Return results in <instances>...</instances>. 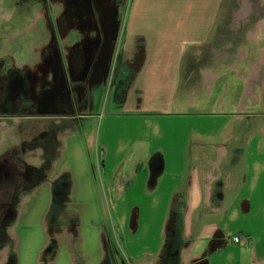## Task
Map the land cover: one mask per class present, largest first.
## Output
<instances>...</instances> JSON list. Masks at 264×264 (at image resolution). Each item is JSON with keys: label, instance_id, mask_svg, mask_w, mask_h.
Returning <instances> with one entry per match:
<instances>
[{"label": "crops", "instance_id": "1", "mask_svg": "<svg viewBox=\"0 0 264 264\" xmlns=\"http://www.w3.org/2000/svg\"><path fill=\"white\" fill-rule=\"evenodd\" d=\"M225 1L125 0L117 16L71 20L79 43L68 31L62 46L37 18L4 41L21 78L46 71L57 82L61 59L81 73L107 72L109 95L103 86L76 98L84 111L71 113L64 132L82 137L88 178L95 158L107 201L101 221L117 226L130 264H264V16H223ZM76 47L84 64H75ZM138 164L114 198L116 176L127 181ZM101 221L53 230L57 253L70 245L65 264H115ZM40 226L14 229L17 242L40 238L33 264L47 244ZM18 249L14 264L23 262Z\"/></svg>", "mask_w": 264, "mask_h": 264}, {"label": "rangeland", "instance_id": "2", "mask_svg": "<svg viewBox=\"0 0 264 264\" xmlns=\"http://www.w3.org/2000/svg\"><path fill=\"white\" fill-rule=\"evenodd\" d=\"M103 1L110 3L114 1L115 5L111 7L116 8L114 10L98 8ZM119 2L124 3L125 0H0V106H3L0 114L4 115L3 120H0V128L4 130V124L11 127L6 137L3 136L2 144L8 148L9 153H20L27 148L40 155L38 164L29 162L21 166L22 169L31 168L32 175L28 181L21 183L20 201L17 204L15 202L19 208L18 216L16 214L8 220L0 216V264L15 263L18 244V255L22 257V264H33L36 259L35 249L40 238L24 236L17 242L14 229L22 231L24 227L32 225L35 231L41 230V222L43 227L48 228L45 240L47 244L38 254L37 264H49V260L54 257L55 261L52 264H65L66 256L71 257L72 254L70 245L64 244L57 253L59 246L58 241L53 237V230L67 228L85 231L95 225L99 226L107 201L102 200L100 171L95 158L94 162L89 161L91 168L89 178L82 173L85 170L83 168L82 171L80 160L82 137L77 134L79 132H74L73 128L71 132H64L60 126L61 124L64 126L63 119L59 116L55 119L57 130L53 126V119L30 116L79 114L84 111V107L73 104L76 98H83L85 102L91 92L95 95L98 87L102 89L103 86L104 91L106 90L104 95L107 97L111 88L107 72L90 75L78 72L79 68L67 69L64 65L68 63L62 62V59L61 63L58 60V64L61 65L55 74L57 82H54L52 75L47 74L46 71L42 79H39L38 74H28L21 78L14 68L12 58L4 53L6 49L4 41L7 36L20 31L37 18L52 26L58 34V41H62V46L65 43L64 40L71 42L69 37L65 38L68 31L76 32V42L79 43L82 39L80 26L75 24L70 27L67 24L79 18L97 19V17L117 16L119 12L116 3ZM123 6L125 5H121V8ZM222 15L244 18L263 17L264 0H226ZM237 39L240 38L237 37ZM212 45L216 47L215 44ZM201 50L209 53L212 46L207 45ZM79 53L80 47H76L73 50L75 64L77 61L78 64H84L88 57L84 59L83 56L78 55ZM77 55L78 57L75 58ZM196 65H198L197 61ZM89 76L91 81L87 84ZM121 81L120 87L123 84L122 79ZM70 100H72V106ZM61 101L64 102L62 106ZM18 117H20L19 121H17ZM79 123L81 120H78ZM30 124L33 125L29 127ZM58 133H66V135L61 137ZM9 153L2 154L0 159L2 156H9ZM131 171L126 172L127 175ZM125 180V178L121 181L118 179L113 183L114 198L124 190ZM27 219L31 223L26 222ZM101 222L108 255L113 257L115 264H130L120 248V234L117 226ZM15 224L17 228H13ZM179 235L178 242L181 243V234Z\"/></svg>", "mask_w": 264, "mask_h": 264}, {"label": "flooded vegetation", "instance_id": "3", "mask_svg": "<svg viewBox=\"0 0 264 264\" xmlns=\"http://www.w3.org/2000/svg\"><path fill=\"white\" fill-rule=\"evenodd\" d=\"M3 79V77H2ZM63 105V101H61ZM70 104L72 106V100H70ZM0 109H3V106H0ZM67 111V110H65ZM62 112V111H61ZM68 112V111H67ZM2 114H0V120H3ZM60 117V119H63L62 122L64 123V126L61 124L60 126L64 130V127L66 126L65 122L67 119H70L71 113H60L58 115H46V116H30V117H37L39 119H53V126L56 128V118ZM6 119H8V116L6 115ZM19 121L20 117L17 118ZM16 121V122H17ZM61 122V123H62ZM33 125V124H32ZM31 124L29 125L32 126ZM4 130L0 128V156L5 153H9L8 148H5L2 144L3 136L6 137V133L10 132V128L4 124ZM57 130V128H56ZM38 148V147H37ZM29 151L27 148L18 153V152H10L9 156H2L0 159V216H3L4 220L10 219L13 216L17 214L18 216V207L16 206L17 202L20 201L19 199V191L21 190V186L23 182L26 180L28 181L31 178L32 172L31 168L25 167L24 169L21 168L22 165L29 163L30 159H26L27 156H29ZM32 152V151H31ZM25 155V156H23ZM38 153H35V157H37ZM23 156V157H22ZM39 159V157H38ZM38 164V163H37ZM28 173L27 176L25 174ZM20 183V186H19ZM16 202V204H15ZM17 224V222H16ZM16 224L13 228H17Z\"/></svg>", "mask_w": 264, "mask_h": 264}, {"label": "trees", "instance_id": "4", "mask_svg": "<svg viewBox=\"0 0 264 264\" xmlns=\"http://www.w3.org/2000/svg\"><path fill=\"white\" fill-rule=\"evenodd\" d=\"M141 168H142V166L140 165V164H138L137 166H136V169H135V173H134V175L130 178V179H128L126 182H125V184H124V190L123 191H125V190H127L129 187H130V185H131V183L133 182V180H134V178H135V175L141 170ZM117 175V174H116ZM118 180V176H116V179H115V181H117ZM114 181V182H115ZM152 184H153V182L152 183H150V186L149 187H152Z\"/></svg>", "mask_w": 264, "mask_h": 264}, {"label": "bare ground", "instance_id": "5", "mask_svg": "<svg viewBox=\"0 0 264 264\" xmlns=\"http://www.w3.org/2000/svg\"><path fill=\"white\" fill-rule=\"evenodd\" d=\"M28 153H29V156H27L26 159H30V162L37 164L38 163V157H40V155H38V157H35L34 152L29 151ZM27 175H28V173L25 174V176H27Z\"/></svg>", "mask_w": 264, "mask_h": 264}, {"label": "built area", "instance_id": "6", "mask_svg": "<svg viewBox=\"0 0 264 264\" xmlns=\"http://www.w3.org/2000/svg\"><path fill=\"white\" fill-rule=\"evenodd\" d=\"M235 241H239V239L238 238H235Z\"/></svg>", "mask_w": 264, "mask_h": 264}]
</instances>
